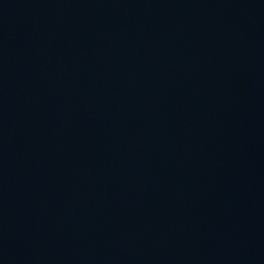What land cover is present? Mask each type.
I'll return each mask as SVG.
<instances>
[{"label":"water","instance_id":"obj_1","mask_svg":"<svg viewBox=\"0 0 264 264\" xmlns=\"http://www.w3.org/2000/svg\"><path fill=\"white\" fill-rule=\"evenodd\" d=\"M0 264H264V0H0Z\"/></svg>","mask_w":264,"mask_h":264}]
</instances>
